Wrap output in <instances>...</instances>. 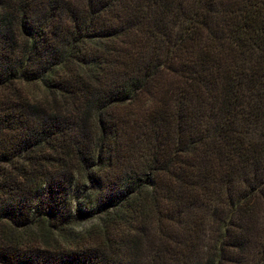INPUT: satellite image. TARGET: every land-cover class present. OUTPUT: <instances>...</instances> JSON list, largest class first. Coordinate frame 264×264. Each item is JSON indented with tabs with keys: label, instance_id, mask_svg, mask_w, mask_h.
I'll return each mask as SVG.
<instances>
[{
	"label": "trees",
	"instance_id": "trees-1",
	"mask_svg": "<svg viewBox=\"0 0 264 264\" xmlns=\"http://www.w3.org/2000/svg\"><path fill=\"white\" fill-rule=\"evenodd\" d=\"M258 205L264 0H0V264H264Z\"/></svg>",
	"mask_w": 264,
	"mask_h": 264
},
{
	"label": "rangeland",
	"instance_id": "rangeland-1",
	"mask_svg": "<svg viewBox=\"0 0 264 264\" xmlns=\"http://www.w3.org/2000/svg\"><path fill=\"white\" fill-rule=\"evenodd\" d=\"M256 211L258 212L257 213L258 214L257 219L259 220V226L260 227L262 226L260 229H263V230L261 232L260 229H256L255 228L254 235H251L252 238L249 240L251 243L247 242L248 250H249V247H250V251H251L250 255L248 256L249 259H251V260H249L251 262H252V260L254 258H258V256L263 252V251H258V249H257V240L259 242L261 241V244H264V233H263L264 232V209H262V208L259 209V205H258V207L256 208ZM257 236L258 237L262 236V237H261V239H258Z\"/></svg>",
	"mask_w": 264,
	"mask_h": 264
}]
</instances>
